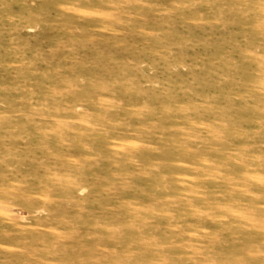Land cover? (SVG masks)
Instances as JSON below:
<instances>
[{
    "label": "rangeland",
    "instance_id": "obj_1",
    "mask_svg": "<svg viewBox=\"0 0 264 264\" xmlns=\"http://www.w3.org/2000/svg\"><path fill=\"white\" fill-rule=\"evenodd\" d=\"M0 264H264V0H0Z\"/></svg>",
    "mask_w": 264,
    "mask_h": 264
}]
</instances>
